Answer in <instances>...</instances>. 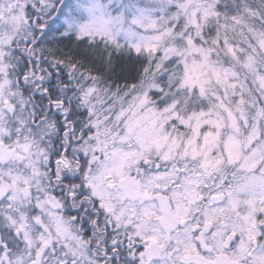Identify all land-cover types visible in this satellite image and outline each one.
<instances>
[{
    "label": "snow or ice",
    "instance_id": "1",
    "mask_svg": "<svg viewBox=\"0 0 264 264\" xmlns=\"http://www.w3.org/2000/svg\"><path fill=\"white\" fill-rule=\"evenodd\" d=\"M0 264H264V0H0Z\"/></svg>",
    "mask_w": 264,
    "mask_h": 264
}]
</instances>
